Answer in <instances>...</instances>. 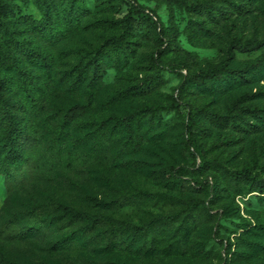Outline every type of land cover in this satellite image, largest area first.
I'll use <instances>...</instances> for the list:
<instances>
[{"label":"rangeland","instance_id":"obj_1","mask_svg":"<svg viewBox=\"0 0 264 264\" xmlns=\"http://www.w3.org/2000/svg\"><path fill=\"white\" fill-rule=\"evenodd\" d=\"M28 1L15 2L18 16L40 20L35 1ZM135 1L155 13L178 51L156 60L162 48L159 35L145 19L134 17L128 37L134 51L128 64H112L105 70L94 99L71 126L69 148L75 155L70 163L6 200L0 188V225L33 204L55 200L136 225L175 216L174 229L156 236L152 254L140 251L142 243L104 249L105 226L84 238L80 233L77 242L85 243L77 246L76 252H49L58 236L84 228L82 223L64 228L63 220L33 240H0V264H264V257L237 255L243 248L237 238L241 228L264 220V200L258 193L248 194L250 185L237 183L228 174L246 169L264 181V126L243 132L218 125L203 114L226 116L236 100L251 94L241 106L264 110V70L249 75L247 83L237 82L226 90L212 83L207 89L189 84L184 79L186 70L173 66L187 64L190 73L205 71L226 58L232 40L263 39L264 0ZM87 9L80 29L51 48L57 78L84 52L121 36L130 16L123 0H87ZM261 63L264 48L247 54L234 51L229 68H254ZM128 89L133 90L131 95H126ZM68 98L63 95L55 102L67 105ZM79 101L87 104L85 96ZM189 111L194 113L192 133L184 129ZM135 113L139 145L133 148L132 143H126L130 140H122L123 147L101 168L88 143L96 123ZM250 121L257 125L254 119ZM116 134L121 138L120 129ZM190 153H199L196 162ZM172 166L202 167L186 175L180 185H164L158 171ZM185 218L186 230L180 226ZM183 245L185 252H175ZM2 258L8 262L3 263Z\"/></svg>","mask_w":264,"mask_h":264},{"label":"trees","instance_id":"obj_2","mask_svg":"<svg viewBox=\"0 0 264 264\" xmlns=\"http://www.w3.org/2000/svg\"><path fill=\"white\" fill-rule=\"evenodd\" d=\"M17 1L24 4L29 2L0 0V188L5 200L20 189L48 179L66 163H70L75 155L69 148L71 126L94 99L105 70L112 64L123 67L128 64L129 54L134 51L131 41L128 40L132 34L131 20L135 19L134 17L145 19L159 35L162 48L156 53L160 55L156 60L162 59L168 52L178 51L164 26L159 24L155 13L138 5L135 0H123L129 6L130 16L124 23L122 35L108 38L98 48L84 52L77 57L72 68L57 78L56 60L51 48H56L66 41L70 34L80 29L84 17L89 12L87 0H34L41 13L40 20H34L30 16H18L15 5ZM262 48L264 38L232 40L226 58L208 70L190 73L187 64L173 66L186 70L184 79L189 84L207 89L208 84L212 83V86L217 85L220 89L229 90L237 82L240 85L247 83L249 75L259 74L264 70L263 63L254 68L231 70L229 62L234 51L247 54ZM132 93L133 90H126V95ZM63 95L69 97L68 104L57 105L55 101ZM81 96H85L87 104H80ZM252 97L253 94L241 96L233 103L230 113L226 116L212 112L203 114L218 125L231 126L243 132L248 129H260L264 126V110L241 106ZM135 118L136 113L111 117L96 123L88 143L91 144L95 159L100 160L98 165L101 168L106 166L107 160L117 154L118 147H123L125 143H121L122 140H130L126 143H132L133 148L139 145L141 135L135 128ZM193 118L194 113L187 112L184 120L186 133L193 132ZM250 119H254L257 125ZM117 129L121 130V138L116 134ZM196 147L192 144L195 151ZM190 154L196 162L199 153ZM200 167L202 166L161 168L158 177L164 185H180L186 175ZM228 174L237 183L250 185L251 191L248 194L258 193L264 200V181L246 169ZM175 218L162 216L158 221L136 225L127 220L79 210L51 200L33 204L24 212L10 215L0 225V240L15 243L33 240L45 235L51 227L64 220V228L77 223L84 224V228L58 236L55 243L49 245V252H76L79 250L76 247L85 243L78 244L76 237L80 233H83L84 238L105 226L107 230L104 249L111 250L124 244L133 247L142 243L140 251L152 254L156 236L172 227L174 229ZM185 223L186 218L181 221L180 226ZM184 228L187 229L185 225ZM241 230L243 235L239 234L237 238L242 241L243 248L237 252L238 257L245 254L264 257V220L253 227L250 224L244 226ZM177 245H180V241ZM226 247L225 250L230 253V249ZM179 251L185 252L186 246L183 245L181 250L175 252ZM1 261L4 263L7 260L2 258ZM107 264L119 263L113 261Z\"/></svg>","mask_w":264,"mask_h":264}]
</instances>
